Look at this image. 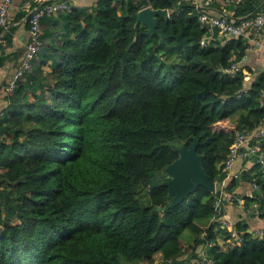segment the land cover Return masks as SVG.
Segmentation results:
<instances>
[{
  "label": "trees",
  "instance_id": "trees-1",
  "mask_svg": "<svg viewBox=\"0 0 264 264\" xmlns=\"http://www.w3.org/2000/svg\"><path fill=\"white\" fill-rule=\"evenodd\" d=\"M71 5L42 18L34 71L18 79L0 120V264L182 263L200 247L217 264H264V233L238 222V241L203 222L213 216L212 192L199 187L167 208L162 185L190 136L219 182L235 130L264 123V74L246 90L242 70L224 72L249 44L214 36L202 46L205 28L188 0ZM144 7L168 10L157 18L164 40L136 25ZM258 167L242 176L258 186L243 205L263 210Z\"/></svg>",
  "mask_w": 264,
  "mask_h": 264
},
{
  "label": "built area",
  "instance_id": "built-area-1",
  "mask_svg": "<svg viewBox=\"0 0 264 264\" xmlns=\"http://www.w3.org/2000/svg\"><path fill=\"white\" fill-rule=\"evenodd\" d=\"M230 2L231 0H223ZM13 0H0V26L6 28L9 23V13L12 8ZM72 7L67 0H53L51 2L41 1L33 6L23 22L29 26V41L25 46V51L22 58L19 60L16 71L7 85L4 87V92L11 95L16 87L19 78L25 79L26 75L32 73L33 62L40 52L42 47V28L41 20L44 16L54 15L63 10H68ZM195 8L199 13V22L205 28V34L201 39L202 46H206L207 41L214 36L223 40H230L244 36L248 31L250 33L249 43L252 46H258L262 29L264 27V14L261 12L251 13L240 18H230L227 15H211L202 11L200 7ZM169 17V12H168ZM238 63L234 62L230 67L224 69V72L230 77H234L237 72H240ZM264 103V90L261 92ZM264 140V123L254 127H242L234 132V140L229 147V153L221 169L224 174L221 181L215 183V190L212 192L214 197L213 202V218L221 228L228 230L230 235L238 241H242L243 237L238 232L236 226L229 221L224 214L226 199L231 202L243 203V197L251 196L254 190L258 189L255 183L251 184L252 191L245 193L243 196L236 197L233 194L227 193V183L225 181L240 180L245 173L250 172V167L247 162L255 163L264 167V154L261 152L260 144ZM243 161L242 166L238 171H232L236 161ZM264 173V170H263ZM246 213L258 215L261 219L263 228L255 233L256 236H262L264 233V209L261 210L257 202L251 207H247ZM186 260V259H185ZM182 263H176L174 260L167 259L163 264H217L211 257L206 254H200L198 257L190 258Z\"/></svg>",
  "mask_w": 264,
  "mask_h": 264
},
{
  "label": "crops",
  "instance_id": "crops-1",
  "mask_svg": "<svg viewBox=\"0 0 264 264\" xmlns=\"http://www.w3.org/2000/svg\"><path fill=\"white\" fill-rule=\"evenodd\" d=\"M41 1L50 0H13L12 8L9 13V23L6 28L0 26V120L3 116L4 110L8 106L7 95L4 92V87L13 77L17 64L22 58L25 46L29 41V31L27 25L23 20L27 17L28 13L32 10L33 6ZM74 6L86 8L91 7L96 0H68ZM196 7H200L202 11L211 15H227L230 18H240L245 15L261 12L264 14V0H231L230 2H224L223 0H188ZM247 2V11L239 13L242 10V6ZM250 33L249 31L242 37L244 43L249 44L245 54L239 59L235 60L242 70L246 80L244 81V88L247 90L251 85L256 82L259 75L264 74V27L262 29L261 38L258 46H252L249 43ZM236 39V38H235ZM45 69V72H48ZM34 71V70H33ZM237 116V114H235ZM243 161L238 160L235 162L232 171H238L242 166ZM250 169L255 165L253 162L246 163ZM261 168L262 166L258 167ZM264 175V173H263ZM229 183V181H225ZM228 194H233L236 197L243 196L245 193L252 191L251 184L247 182H238L234 190H226ZM250 206V205H249ZM248 206V207H249ZM248 209L245 208L243 203L231 202L226 199L225 204V217L231 221L235 226L236 223L241 222L247 226L248 233H256L263 228L261 219L258 215L252 213L248 215L246 213ZM214 222L213 216L209 219L210 225ZM199 254H204L205 251L201 247L198 248ZM187 255V254H186ZM184 254L181 258L186 257Z\"/></svg>",
  "mask_w": 264,
  "mask_h": 264
},
{
  "label": "water",
  "instance_id": "water-1",
  "mask_svg": "<svg viewBox=\"0 0 264 264\" xmlns=\"http://www.w3.org/2000/svg\"><path fill=\"white\" fill-rule=\"evenodd\" d=\"M158 17H168V10L144 7L137 13L136 25L143 24L147 28V34L158 35L164 40L167 34L163 29L158 28ZM190 139L192 141L189 147L183 144L176 148L179 153L178 158L164 169L168 180L162 182V185L168 189V197L171 200L167 208L180 204L199 187L210 192L215 190L216 182L205 172L203 155L197 152L199 141L193 135ZM158 210L162 211V208Z\"/></svg>",
  "mask_w": 264,
  "mask_h": 264
},
{
  "label": "rangeland",
  "instance_id": "rangeland-1",
  "mask_svg": "<svg viewBox=\"0 0 264 264\" xmlns=\"http://www.w3.org/2000/svg\"><path fill=\"white\" fill-rule=\"evenodd\" d=\"M50 69H48V71H49ZM45 99H47L46 101L48 102L49 101V92L47 91V90H45ZM236 116V115H235ZM235 122H236V119L233 117V118H231L230 119V121H229V124L230 125H233V124H235ZM255 167H258L257 165L255 166ZM263 177V176H262ZM146 189H141L140 190V192L142 193V194H139V197L140 198H143L144 196H145V194H146ZM142 202L144 203V204H146V205H148L149 204V201L147 200V198H144V199H142ZM209 219H210V217L208 218V217H206V219H204L203 220V222L204 223H207V224H209ZM182 240L184 241V243H186V244H191L192 243V241H193V236H192V234L189 232V231H186V232H184V234H182ZM156 264H160L159 262H156Z\"/></svg>",
  "mask_w": 264,
  "mask_h": 264
}]
</instances>
